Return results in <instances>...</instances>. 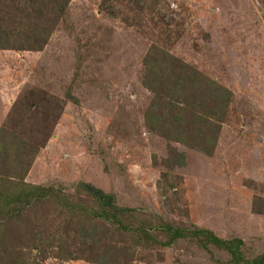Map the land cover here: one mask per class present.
<instances>
[{"label": "rangeland", "instance_id": "obj_1", "mask_svg": "<svg viewBox=\"0 0 264 264\" xmlns=\"http://www.w3.org/2000/svg\"><path fill=\"white\" fill-rule=\"evenodd\" d=\"M103 1L71 0L41 50L0 49V126L51 133L26 180L68 192L91 182L135 208L139 220L207 228L242 238L249 257L264 252V0ZM153 44L233 93L213 154L172 144L187 162L170 174L177 188L167 195L159 180L169 144L145 124L153 93L143 85V59ZM230 259L188 238L139 246L132 264ZM46 264L96 263L51 257Z\"/></svg>", "mask_w": 264, "mask_h": 264}, {"label": "trees", "instance_id": "obj_2", "mask_svg": "<svg viewBox=\"0 0 264 264\" xmlns=\"http://www.w3.org/2000/svg\"><path fill=\"white\" fill-rule=\"evenodd\" d=\"M70 1L0 0V49H43ZM143 61V85L153 93L145 124L169 144L159 180L161 194L167 195L177 188L170 174L187 162L186 153L172 144L213 154L233 93L158 45H151ZM44 113L43 118L51 120ZM62 113L58 106L54 121ZM50 136L25 135L0 126V264H46L51 257L132 264L139 246L173 245L188 238L202 247L229 252L231 264H264V252L247 256L238 236L223 238L210 229L164 218L139 220L135 208L122 205L115 193L94 183L79 182L74 192H68L62 185L28 182L26 176ZM161 235L166 239L161 240Z\"/></svg>", "mask_w": 264, "mask_h": 264}]
</instances>
